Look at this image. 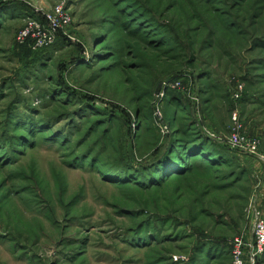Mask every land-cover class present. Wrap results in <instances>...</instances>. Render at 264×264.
Returning a JSON list of instances; mask_svg holds the SVG:
<instances>
[{"label": "rangeland", "instance_id": "374dc122", "mask_svg": "<svg viewBox=\"0 0 264 264\" xmlns=\"http://www.w3.org/2000/svg\"><path fill=\"white\" fill-rule=\"evenodd\" d=\"M262 192L264 0H0V264H232Z\"/></svg>", "mask_w": 264, "mask_h": 264}, {"label": "built area", "instance_id": "2783aa9c", "mask_svg": "<svg viewBox=\"0 0 264 264\" xmlns=\"http://www.w3.org/2000/svg\"><path fill=\"white\" fill-rule=\"evenodd\" d=\"M62 19V9L57 8L54 14L45 15L44 24H29L22 29L18 33L17 39L19 43L30 42L37 47L45 48L53 45L61 28ZM230 143L233 146H242L245 140L239 135H233L230 138ZM255 150L256 143L249 141V151L254 153ZM250 212L253 216L250 241L245 242L241 238L234 240L231 250L232 264H245V253L247 250L248 252L250 251L252 264H256L255 261L264 256V199L262 202H259V197L254 199L250 204ZM174 260L177 261V258Z\"/></svg>", "mask_w": 264, "mask_h": 264}, {"label": "trees", "instance_id": "16d2710c", "mask_svg": "<svg viewBox=\"0 0 264 264\" xmlns=\"http://www.w3.org/2000/svg\"><path fill=\"white\" fill-rule=\"evenodd\" d=\"M167 168H168V166H166V168H165V169H167ZM168 169H169V170H172L173 168H168ZM163 171H164V170H163ZM163 171H162V173H163ZM168 172H169V171H168ZM168 172H166V174H167ZM176 174H177L176 172H172V173H171V174H169L168 176H166V175H165V176H166L165 178H168L169 176H171V177H172V176H174V175H176ZM171 177H170V178H171Z\"/></svg>", "mask_w": 264, "mask_h": 264}, {"label": "crops", "instance_id": "0c3cea01", "mask_svg": "<svg viewBox=\"0 0 264 264\" xmlns=\"http://www.w3.org/2000/svg\"><path fill=\"white\" fill-rule=\"evenodd\" d=\"M216 260H217V259H216ZM263 261H264V260H263ZM263 261H262V262H263ZM263 264H264V262H263Z\"/></svg>", "mask_w": 264, "mask_h": 264}]
</instances>
